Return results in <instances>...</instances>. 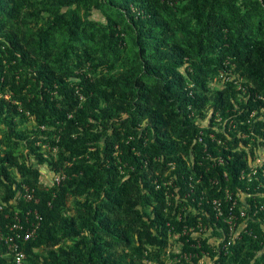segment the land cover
Listing matches in <instances>:
<instances>
[{
	"label": "trees",
	"instance_id": "16d2710c",
	"mask_svg": "<svg viewBox=\"0 0 264 264\" xmlns=\"http://www.w3.org/2000/svg\"><path fill=\"white\" fill-rule=\"evenodd\" d=\"M227 189L257 238L212 257L264 264V0H0V230L41 215L23 264L221 248Z\"/></svg>",
	"mask_w": 264,
	"mask_h": 264
},
{
	"label": "built area",
	"instance_id": "2783aa9c",
	"mask_svg": "<svg viewBox=\"0 0 264 264\" xmlns=\"http://www.w3.org/2000/svg\"><path fill=\"white\" fill-rule=\"evenodd\" d=\"M220 161V162H219ZM219 163H223V160H218ZM244 173V172H243ZM255 174V173H254ZM245 176V175H243ZM64 175L59 174L55 178V183L60 185L61 182L64 180ZM250 178L252 176H249ZM35 190L31 189L28 186H24V194L23 198L27 202H31L34 200ZM225 198L229 204H231L230 209L227 210L226 206L222 204V200L216 199L211 204L213 206V211L217 219L223 218L224 225L226 227L225 236L226 242L220 248V246L216 243L217 238L213 243H210L208 248L214 247L213 250H203L201 248V244L198 245L200 254L197 252L189 253V254H179L176 255L172 250L173 248H169L167 256V264H194V261L199 259L201 264H224L222 262H216L212 255H222L229 256L230 248L233 244L237 241H240L244 238V236H253L255 239L257 238L255 233H252L245 222L248 217V211L241 209L240 212L236 211L237 207L240 206L238 200L235 199L234 194L229 191L228 189L225 192ZM253 209L255 210L254 216L257 215V212L264 211V205L256 204ZM35 215L34 219H31V216ZM41 219V215L37 210H29L27 211L26 215H20L18 212L14 215V222L11 224L6 225L8 229V233L4 234L0 230V244L3 242L7 245L9 251L15 253L16 264H23L24 260L26 259L25 252L21 249L20 242L29 241L36 237L37 230L40 227L39 220ZM37 221V222H34ZM199 229L201 232H204L208 228L203 226V224H199ZM192 229H190L191 231ZM186 233V232H185ZM205 260H208V263H205Z\"/></svg>",
	"mask_w": 264,
	"mask_h": 264
},
{
	"label": "rangeland",
	"instance_id": "374dc122",
	"mask_svg": "<svg viewBox=\"0 0 264 264\" xmlns=\"http://www.w3.org/2000/svg\"><path fill=\"white\" fill-rule=\"evenodd\" d=\"M42 171H43V175H42V177H43L44 179H46V180H47V179H50V176H49V175H46V173H47V172H46L47 169H46V168H45V170L42 169ZM46 177H47V178H46Z\"/></svg>",
	"mask_w": 264,
	"mask_h": 264
},
{
	"label": "clouds",
	"instance_id": "9594fccd",
	"mask_svg": "<svg viewBox=\"0 0 264 264\" xmlns=\"http://www.w3.org/2000/svg\"><path fill=\"white\" fill-rule=\"evenodd\" d=\"M170 251L169 248L167 249V252ZM167 256H168V253L167 255L165 256V260H164V263L163 264H167Z\"/></svg>",
	"mask_w": 264,
	"mask_h": 264
}]
</instances>
